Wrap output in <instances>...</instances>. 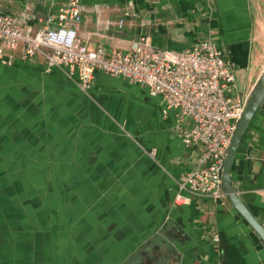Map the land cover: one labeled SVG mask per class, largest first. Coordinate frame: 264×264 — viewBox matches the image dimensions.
Wrapping results in <instances>:
<instances>
[{
	"label": "crops",
	"instance_id": "0c3cea01",
	"mask_svg": "<svg viewBox=\"0 0 264 264\" xmlns=\"http://www.w3.org/2000/svg\"><path fill=\"white\" fill-rule=\"evenodd\" d=\"M67 1L0 0V11L36 31ZM79 8V37L107 56L146 33L153 47L173 50L208 38L232 62L239 96L264 71V0H79ZM10 55L11 64L0 59V264H222L224 239L245 264H264L263 241L225 195L179 190L199 149L184 146L176 111L164 115L159 96L101 71L85 92L39 55ZM230 178L264 227V101ZM178 193L185 199L176 203Z\"/></svg>",
	"mask_w": 264,
	"mask_h": 264
},
{
	"label": "built area",
	"instance_id": "2783aa9c",
	"mask_svg": "<svg viewBox=\"0 0 264 264\" xmlns=\"http://www.w3.org/2000/svg\"><path fill=\"white\" fill-rule=\"evenodd\" d=\"M79 0H68L48 13L44 25L33 30L23 17L0 11V59L13 62L39 55L47 69L61 70L82 91L89 90L96 71L122 77L147 87L159 96L162 113L176 111L179 136L185 147L199 149L193 167L178 182L179 190L214 200L221 188L223 160L248 96L235 92L234 67L216 44L206 38L183 50L153 47L149 34H141L126 52L107 56L102 46L89 48L78 35ZM122 19L117 25H122ZM187 119L188 125L182 126ZM154 155V151H150ZM185 199L178 193L175 202ZM218 242L219 236L212 235Z\"/></svg>",
	"mask_w": 264,
	"mask_h": 264
},
{
	"label": "water",
	"instance_id": "95a60500",
	"mask_svg": "<svg viewBox=\"0 0 264 264\" xmlns=\"http://www.w3.org/2000/svg\"><path fill=\"white\" fill-rule=\"evenodd\" d=\"M264 101V71L256 81L251 93L249 94L243 112L236 123L235 130L231 136L222 166L221 172V188L223 194L243 217V219L251 226L260 239L264 243V227L252 215L246 205L238 195V189L231 182L230 171L235 156L236 149L243 138L257 109Z\"/></svg>",
	"mask_w": 264,
	"mask_h": 264
},
{
	"label": "trees",
	"instance_id": "16d2710c",
	"mask_svg": "<svg viewBox=\"0 0 264 264\" xmlns=\"http://www.w3.org/2000/svg\"><path fill=\"white\" fill-rule=\"evenodd\" d=\"M222 256V264H245L237 248L227 239L223 240Z\"/></svg>",
	"mask_w": 264,
	"mask_h": 264
}]
</instances>
